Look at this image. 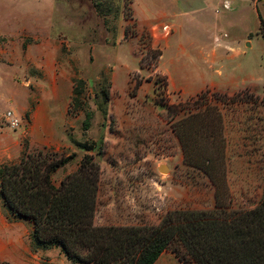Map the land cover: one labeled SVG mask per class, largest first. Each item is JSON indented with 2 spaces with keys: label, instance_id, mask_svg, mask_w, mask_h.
I'll use <instances>...</instances> for the list:
<instances>
[{
  "label": "rangeland",
  "instance_id": "rangeland-1",
  "mask_svg": "<svg viewBox=\"0 0 264 264\" xmlns=\"http://www.w3.org/2000/svg\"><path fill=\"white\" fill-rule=\"evenodd\" d=\"M99 2L102 13L92 0H0L1 130L23 129L21 155L43 150L30 147L29 132L37 106L49 108L48 151L75 154L55 184L86 154L100 166L96 226H157L172 211L211 210L217 189L235 208L257 205L264 39L252 1ZM259 7L264 17V0ZM76 77L86 84L78 111ZM0 204V264H78L59 247L37 248L31 223ZM155 264L184 263L172 247Z\"/></svg>",
  "mask_w": 264,
  "mask_h": 264
},
{
  "label": "trees",
  "instance_id": "trees-1",
  "mask_svg": "<svg viewBox=\"0 0 264 264\" xmlns=\"http://www.w3.org/2000/svg\"><path fill=\"white\" fill-rule=\"evenodd\" d=\"M92 1L102 13L99 0ZM258 16L264 39V17ZM73 85L70 107L78 111L86 84L76 77ZM89 120L87 112L85 130ZM74 158L43 148L0 166V200L13 218L31 223L37 248L59 247L78 264H155L172 247L184 264H264V191L253 208L222 202L217 189L211 210L172 211L157 226H96L100 166L94 157L84 155L59 185L53 180Z\"/></svg>",
  "mask_w": 264,
  "mask_h": 264
},
{
  "label": "crops",
  "instance_id": "crops-1",
  "mask_svg": "<svg viewBox=\"0 0 264 264\" xmlns=\"http://www.w3.org/2000/svg\"><path fill=\"white\" fill-rule=\"evenodd\" d=\"M213 1L222 3V7L224 9H231L233 5L242 6V3H245L246 0H213ZM251 1L252 3L249 4L250 7L248 9L256 13L259 23V29H260V21H259L258 13H261V9L259 7V3L261 1L258 0H251ZM219 42L220 41L218 38V44ZM224 46L227 47V45ZM0 53H1V47H0ZM212 56L216 57V53L213 52ZM0 63H1V55H0ZM50 116L51 113L47 106H41V107L37 106L31 118V126L29 132V136H30L29 144L31 148H36L39 146H42L43 148H47L50 142L52 141L51 139H49L48 136L50 129V123H49ZM0 124H1V114H0ZM38 131L39 133H44L46 138L42 139L41 141H38L36 137ZM23 136H24V131L22 128L17 131H12L9 129L3 131L1 130V125H0V166L4 163L13 162L19 159L23 151V146H22ZM0 223H1V204H0ZM0 247H1V238H0Z\"/></svg>",
  "mask_w": 264,
  "mask_h": 264
},
{
  "label": "built area",
  "instance_id": "built-area-1",
  "mask_svg": "<svg viewBox=\"0 0 264 264\" xmlns=\"http://www.w3.org/2000/svg\"><path fill=\"white\" fill-rule=\"evenodd\" d=\"M167 28H165V30H167ZM5 118H6L7 124L11 128H17V127L20 126V119L17 118V117H15L11 111H8L7 112Z\"/></svg>",
  "mask_w": 264,
  "mask_h": 264
},
{
  "label": "water",
  "instance_id": "water-1",
  "mask_svg": "<svg viewBox=\"0 0 264 264\" xmlns=\"http://www.w3.org/2000/svg\"><path fill=\"white\" fill-rule=\"evenodd\" d=\"M166 170H167V167H165V166H160L159 167V171H161V172H164Z\"/></svg>",
  "mask_w": 264,
  "mask_h": 264
}]
</instances>
